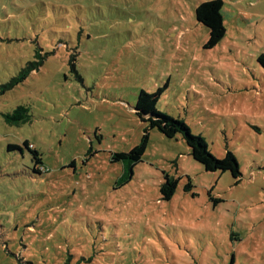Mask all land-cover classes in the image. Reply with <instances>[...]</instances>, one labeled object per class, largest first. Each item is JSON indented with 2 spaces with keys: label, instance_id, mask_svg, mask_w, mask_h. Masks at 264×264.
I'll return each instance as SVG.
<instances>
[{
  "label": "rangeland",
  "instance_id": "1",
  "mask_svg": "<svg viewBox=\"0 0 264 264\" xmlns=\"http://www.w3.org/2000/svg\"><path fill=\"white\" fill-rule=\"evenodd\" d=\"M204 1L0 0V264H264V0H224L211 49ZM160 89L240 178L137 114ZM20 105L30 121L7 123ZM145 137L132 168L113 160Z\"/></svg>",
  "mask_w": 264,
  "mask_h": 264
},
{
  "label": "trees",
  "instance_id": "2",
  "mask_svg": "<svg viewBox=\"0 0 264 264\" xmlns=\"http://www.w3.org/2000/svg\"><path fill=\"white\" fill-rule=\"evenodd\" d=\"M224 0H208L200 3L196 7V18L207 27L209 30V39L204 45L205 48L211 49L215 47L225 36L226 27L224 23ZM259 62L264 65V54L259 56ZM18 77L14 78L5 89H10L17 85L19 82H23L27 75L30 74L36 67L29 64ZM162 90H158L156 93H151L145 90L140 91L137 97V104L135 109L137 114L141 118L150 123L151 128H157L167 137H176L181 134L185 142L190 148V154L199 163L203 165L206 171H229L235 179L241 177L240 168L238 166V160L236 156L228 151L224 157H217L214 155L208 147L206 139L199 135H195L189 125L180 118H174L171 115L162 113L157 109L158 100ZM29 107L26 105H20L16 107L12 112L4 114L5 121L9 124H17L30 121L31 115ZM25 145L33 154L35 171L41 173L43 170L42 159L39 157L38 151L32 148V145L26 141ZM147 145V137L142 142L136 145L130 150V152H120L113 156V160H128L129 165L132 168L137 162H139L145 153ZM21 149L19 145L10 144L9 150ZM178 186V181L170 176H166V181L161 185L160 191L162 193L163 200H171ZM189 185H187L188 187Z\"/></svg>",
  "mask_w": 264,
  "mask_h": 264
}]
</instances>
